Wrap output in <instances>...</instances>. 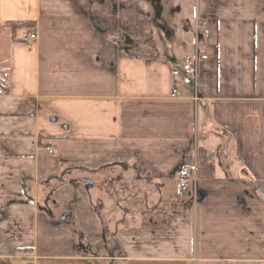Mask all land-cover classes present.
I'll return each instance as SVG.
<instances>
[{
    "label": "crops",
    "instance_id": "1",
    "mask_svg": "<svg viewBox=\"0 0 264 264\" xmlns=\"http://www.w3.org/2000/svg\"><path fill=\"white\" fill-rule=\"evenodd\" d=\"M154 1L0 0V264H264V0H198L193 24L168 2L205 24L183 55ZM136 168L159 188L121 199L108 253L94 201Z\"/></svg>",
    "mask_w": 264,
    "mask_h": 264
},
{
    "label": "rangeland",
    "instance_id": "2",
    "mask_svg": "<svg viewBox=\"0 0 264 264\" xmlns=\"http://www.w3.org/2000/svg\"><path fill=\"white\" fill-rule=\"evenodd\" d=\"M171 1L172 0H158V1L156 0V2L154 1V6H155L154 7V14L157 12V15H158V17H157V19H158L157 27H158L159 30H161V32H160L161 34L158 35L159 36V42L162 44V47L163 48H165L167 50L168 49H171V51H173L174 53H176V51L178 50V52H181L182 53L181 55H183L184 54L183 53L184 51L187 52L189 50L188 47L190 46L189 41L191 40V38H193V43L195 45V42H198V41L201 40L202 33L200 32V35L197 36L196 29H194V28L192 29V27L190 25H189V27L186 24L184 26V24L181 23L180 20H176L175 19L177 17L174 14L175 13L174 10L171 9L169 6H167L168 5V2H171ZM173 1H174V3L177 4V6L180 7L179 10H178L179 16L181 18L186 17L187 19L191 20V22L193 24L194 19L196 18V10H197L198 0H173ZM178 3H179V5H178ZM186 32L188 33L187 40L184 39L185 36H186L184 34H186ZM0 52H2V53L5 52V44L3 42L0 44ZM4 66H6V64L3 63V61L1 60L0 61V70H1L0 71V74L2 76L5 75L3 73L4 71H2V70H5ZM129 183L130 182H125V184L130 187L129 188V192H131V193L137 192L136 191V188H139V187L143 191L149 189V191L153 192V188L150 189V187H152V185H149V184H147L145 182L143 184H141L140 186H136V187L131 186ZM129 192H127V194ZM108 195H109V193L105 197L107 198ZM142 198L143 197L140 196L139 199L137 198L135 200L136 201L138 200L137 201V203H138V202H140V200ZM142 202H145V201H142ZM149 202H150V205L153 203V202L151 203V200H149ZM116 204H117L116 202H113L110 207H113ZM127 206H128V208L131 207V205H129V204H127ZM120 207H121V209H123L124 206L122 207V205H120ZM139 207L138 206L136 207L137 212H140V210H142V209L145 208L143 205H140ZM98 208H99V211L104 216V219H107L109 217V215L107 214L108 208H105V207L100 206L99 203H98ZM78 249H80V247H78ZM82 250H84V249H82ZM111 250L112 249H108V253ZM6 251H8V249ZM6 251H5V253H6ZM84 251H86V250H84ZM93 251L96 252L97 254H100L101 253L100 249H98V248L95 249V250L93 248ZM14 252L15 251L10 252L9 255H11L12 257H18V258H21L22 257V256H19V255L17 256V254H14ZM86 253H88V255H91L90 249H88L86 251ZM24 259H26L27 260V264H29V261H28L29 258L27 259V257L26 258L25 257H22V260H23L22 261V264L24 263Z\"/></svg>",
    "mask_w": 264,
    "mask_h": 264
},
{
    "label": "trees",
    "instance_id": "3",
    "mask_svg": "<svg viewBox=\"0 0 264 264\" xmlns=\"http://www.w3.org/2000/svg\"><path fill=\"white\" fill-rule=\"evenodd\" d=\"M6 26L11 28V31L13 34H15L16 32H21L27 27V26H34V24L32 22H9L6 24ZM137 169V168H136ZM135 174H131L129 173L126 169L120 173L118 176V178L114 179H110L107 180L105 184H103V188H104V195L101 193V195H99V197L97 198V200L94 201V207L96 209V212L98 214V217L100 219V221L102 222V226H103V236H104V242L107 243L108 247H110L109 249H112L110 252L113 251V243H114V238H115V234L116 232L114 224H115V220H116V214L118 213L119 208H121L119 206V203L121 202V199L123 197H127V196H131L132 194L135 193H131L129 192V186H127L125 184V182H130L129 184L131 186H140L141 184L144 183V179L142 178V180H138L139 179V170L137 169L136 171H134ZM66 179H64V176H60L58 177L55 181L53 182H46L43 184V189L46 192H50L52 189L66 183ZM112 181V183H111ZM140 181V183L137 184V182ZM68 182V181H67ZM153 188V191H157L159 186H152L150 187V189ZM155 188V189H154ZM26 190L28 191V187H26ZM142 190L140 187L136 188V191H140ZM127 192H129L127 194ZM109 193V195L107 196V198L105 197L107 194ZM113 202H116L117 204L113 207H110L112 205ZM153 202V203H152ZM98 203L100 204V206L108 208V212L107 214L109 215V217L107 219H104V216L102 215V213L99 211L98 208ZM151 208H153L155 206L154 201H151ZM115 204V203H114ZM118 206V207H117ZM110 207V208H109ZM111 209V210H110ZM80 248L84 249V250H88V246L85 244V241H83L81 239L80 244H79Z\"/></svg>",
    "mask_w": 264,
    "mask_h": 264
},
{
    "label": "built area",
    "instance_id": "4",
    "mask_svg": "<svg viewBox=\"0 0 264 264\" xmlns=\"http://www.w3.org/2000/svg\"><path fill=\"white\" fill-rule=\"evenodd\" d=\"M200 29H205V24L198 25L196 27V33L199 35ZM197 35V36H198ZM21 41L27 44L28 46H32L35 41L38 39V33L36 29L33 26H27L21 33L20 37ZM199 63H200V56L198 53H195L194 55L188 57L186 61L184 62L183 69L188 72L189 74L196 76L199 72ZM180 82H175L172 91H171V97L176 98L180 95V88H181ZM6 94V89L0 85V96ZM194 100L197 102L199 100L197 89L194 90ZM47 152L50 154L54 153V148L51 146H48L46 148ZM192 179V176L189 172H183L182 173V182L180 184V195H183L184 192L189 188L190 186V180ZM91 249L93 250L94 245L90 244ZM27 264V260L24 259V263Z\"/></svg>",
    "mask_w": 264,
    "mask_h": 264
},
{
    "label": "water",
    "instance_id": "5",
    "mask_svg": "<svg viewBox=\"0 0 264 264\" xmlns=\"http://www.w3.org/2000/svg\"><path fill=\"white\" fill-rule=\"evenodd\" d=\"M82 180L85 182L91 183V184L94 183L93 180L91 178H88V177H83ZM262 195L264 196V190L262 191Z\"/></svg>",
    "mask_w": 264,
    "mask_h": 264
}]
</instances>
